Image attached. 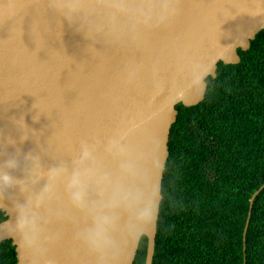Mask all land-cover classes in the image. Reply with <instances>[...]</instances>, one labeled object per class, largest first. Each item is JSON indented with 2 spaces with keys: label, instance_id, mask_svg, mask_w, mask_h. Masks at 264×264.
<instances>
[{
  "label": "water",
  "instance_id": "95a60500",
  "mask_svg": "<svg viewBox=\"0 0 264 264\" xmlns=\"http://www.w3.org/2000/svg\"><path fill=\"white\" fill-rule=\"evenodd\" d=\"M263 29L264 0H0V242L16 264H133L142 236L152 264L176 106Z\"/></svg>",
  "mask_w": 264,
  "mask_h": 264
},
{
  "label": "trees",
  "instance_id": "16d2710c",
  "mask_svg": "<svg viewBox=\"0 0 264 264\" xmlns=\"http://www.w3.org/2000/svg\"><path fill=\"white\" fill-rule=\"evenodd\" d=\"M218 64L204 99L176 106L162 177L152 264H264V29ZM6 218L0 210V221ZM142 236L133 264H144ZM11 239L0 264H16Z\"/></svg>",
  "mask_w": 264,
  "mask_h": 264
},
{
  "label": "clouds",
  "instance_id": "9594fccd",
  "mask_svg": "<svg viewBox=\"0 0 264 264\" xmlns=\"http://www.w3.org/2000/svg\"><path fill=\"white\" fill-rule=\"evenodd\" d=\"M5 179H7V177H5Z\"/></svg>",
  "mask_w": 264,
  "mask_h": 264
}]
</instances>
